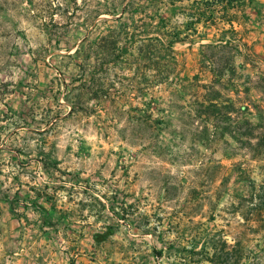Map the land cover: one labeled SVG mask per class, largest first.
<instances>
[{
    "label": "rangeland",
    "instance_id": "1",
    "mask_svg": "<svg viewBox=\"0 0 264 264\" xmlns=\"http://www.w3.org/2000/svg\"><path fill=\"white\" fill-rule=\"evenodd\" d=\"M128 1L0 0V132H21L10 144L26 140L30 165L58 161L34 152L36 139L77 147L88 188L105 196L91 209L115 215V228L95 233L106 242L94 260L264 264V3L247 0V15L233 10L235 31L220 10L217 26L205 20L197 32L193 13L207 0H132L142 12L129 29L133 54L97 71L103 87L85 85L95 45L121 28ZM179 30L188 39L160 59L154 38ZM45 168L31 173L42 180Z\"/></svg>",
    "mask_w": 264,
    "mask_h": 264
},
{
    "label": "crops",
    "instance_id": "2",
    "mask_svg": "<svg viewBox=\"0 0 264 264\" xmlns=\"http://www.w3.org/2000/svg\"><path fill=\"white\" fill-rule=\"evenodd\" d=\"M227 3L221 2L218 8ZM232 3L241 7L231 6L230 16L233 10L247 15V0ZM232 18L234 25L240 24ZM17 131L0 132V153H7L0 160V191L5 193V197L0 196V257L12 264L32 263L29 261L35 260L33 256L39 259L38 264H103L93 255L100 253L106 241L99 240L95 233L115 228L110 224L115 215L105 212L106 220L101 212L91 209L95 195L105 196L99 195L100 190L88 188L92 177L89 169L76 163L71 155L77 147L53 148L42 138L36 139L39 145L34 152H56L59 162L53 175L45 168L47 175L39 180L31 172L37 165L44 166L45 159H33L35 164L30 165L32 160L26 161L21 155L27 150L26 140L24 144H10L21 135ZM148 233L142 231L140 235L145 238ZM122 240L129 243L128 239Z\"/></svg>",
    "mask_w": 264,
    "mask_h": 264
},
{
    "label": "trees",
    "instance_id": "3",
    "mask_svg": "<svg viewBox=\"0 0 264 264\" xmlns=\"http://www.w3.org/2000/svg\"><path fill=\"white\" fill-rule=\"evenodd\" d=\"M225 0H207L205 2H202L201 4L198 3L197 5L200 6L198 9H197V12L193 13V15L195 16V18L192 20L191 22V26H193V29L194 31H197L198 32V28H197V24H201L203 21L204 24L203 26H205L206 28L208 27H215L217 26L216 22H215V11H220L221 10V16L222 18H225V20L229 21L230 23V26H231V29H229V31H233L234 30V24H233V18L232 16L229 17V11H230V7L231 6H236V7H241L240 4H233L232 2H236L237 3L240 1V0H227V5L224 6L223 8H219L218 10V7H219V4L221 2H224ZM133 2L132 0L128 1L126 3V5L124 6V9H123V15L126 13L127 17L126 19L120 21V26L121 28L120 29H117V30H112L109 32V34H106L105 36H102L101 37V40L103 43H98L95 45L96 49H97V53H98V57H97V64L95 67H99L98 69L96 68L95 71L92 72L91 76L89 79L86 80L85 78V85H87V82H92L96 85H98L99 87H103L104 84L102 81V79H97L96 78V74L98 73L97 71H102L103 70V66L108 62V59L112 56V57H115V58H118L120 56H130L132 55V48H135L134 47V43L136 42V34L135 32H130V28H131V25L134 26L133 28V31L134 29H136L137 27L136 26V15H139V13H142V12H139L136 8H132V5H133ZM142 15V14H140ZM163 15L162 12H159L158 10V16H161ZM157 15H153L152 17H156ZM207 16L205 19L203 17ZM143 17V16H141ZM235 31V30H234ZM154 39H156L158 42H159V46H157L156 48L158 49V53L160 54L158 57L161 59L163 54H166L170 57H172L173 55H175L176 53V50H175V46L177 43H181V42H186V40L188 39V36L187 35H183V32L182 30H179L177 32H175L174 36H172L171 38H168L167 40H164V39H161L159 37H155ZM151 40H153L151 38ZM219 43H223V39H220L218 40ZM216 42V41H215ZM120 43H122L123 45L120 46ZM202 44L201 47H205V46H208V45H212L213 47H217V45L219 44ZM151 45H147V47H149ZM154 48V47H153ZM138 50H144V46L143 45H139L137 47ZM104 53V54H103ZM102 54L104 56H100L102 57L101 60H99V55ZM90 55H86V58H85V63L88 61ZM174 58V56H173ZM81 66V64H80ZM83 75L85 76L86 75V72L87 70L86 69H83ZM72 105L73 107H75V104L72 102ZM44 166L46 167V169L48 168H51L53 167L54 169H57L58 168V161H55L51 164V162L47 161V160H44ZM100 202V205L102 207H105V204L99 200Z\"/></svg>",
    "mask_w": 264,
    "mask_h": 264
}]
</instances>
